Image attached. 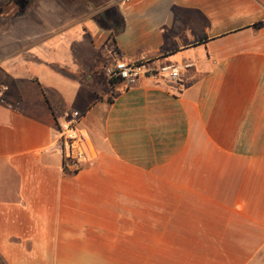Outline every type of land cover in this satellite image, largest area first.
Segmentation results:
<instances>
[{
    "label": "crops",
    "instance_id": "obj_1",
    "mask_svg": "<svg viewBox=\"0 0 264 264\" xmlns=\"http://www.w3.org/2000/svg\"><path fill=\"white\" fill-rule=\"evenodd\" d=\"M119 59L193 67L111 85ZM5 88L0 264H264V0H0Z\"/></svg>",
    "mask_w": 264,
    "mask_h": 264
},
{
    "label": "built area",
    "instance_id": "obj_2",
    "mask_svg": "<svg viewBox=\"0 0 264 264\" xmlns=\"http://www.w3.org/2000/svg\"><path fill=\"white\" fill-rule=\"evenodd\" d=\"M192 64L182 68L190 69ZM175 65L153 66L150 62L119 59L105 68V75L111 81L123 82L127 87L138 84L143 79L155 81L166 80L174 83H184L183 69ZM7 88L0 92L2 102L6 101ZM82 114L74 111L71 118L62 124L58 130L57 148L63 153L64 163L75 171L83 164L94 162L98 155L97 150L83 129L79 125Z\"/></svg>",
    "mask_w": 264,
    "mask_h": 264
},
{
    "label": "trees",
    "instance_id": "obj_3",
    "mask_svg": "<svg viewBox=\"0 0 264 264\" xmlns=\"http://www.w3.org/2000/svg\"><path fill=\"white\" fill-rule=\"evenodd\" d=\"M262 25H263L262 23L256 24V28H260ZM110 83H111V85H115L116 83H118V81L113 80V81H111ZM64 170H65L66 172H70L69 169H68V167L65 165V163H64ZM70 173H71V172H70Z\"/></svg>",
    "mask_w": 264,
    "mask_h": 264
}]
</instances>
